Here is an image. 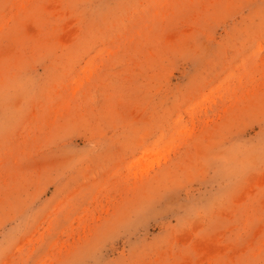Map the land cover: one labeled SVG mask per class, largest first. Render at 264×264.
I'll return each instance as SVG.
<instances>
[{"label": "rangeland", "instance_id": "1", "mask_svg": "<svg viewBox=\"0 0 264 264\" xmlns=\"http://www.w3.org/2000/svg\"><path fill=\"white\" fill-rule=\"evenodd\" d=\"M0 264H264V0H0Z\"/></svg>", "mask_w": 264, "mask_h": 264}]
</instances>
